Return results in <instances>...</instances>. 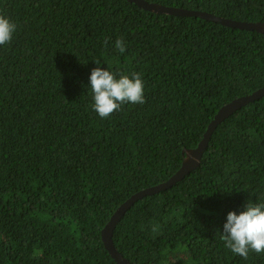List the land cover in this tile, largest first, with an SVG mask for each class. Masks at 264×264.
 <instances>
[{"label":"trees","instance_id":"obj_1","mask_svg":"<svg viewBox=\"0 0 264 264\" xmlns=\"http://www.w3.org/2000/svg\"><path fill=\"white\" fill-rule=\"evenodd\" d=\"M146 1L264 23V0ZM0 14L17 24L0 46V264H117L103 229L181 169L220 109L264 89V35L127 0H0ZM97 67L140 73L146 103L101 119ZM247 202L264 203V97L218 126L198 168L136 203L114 245L132 264H264L219 236Z\"/></svg>","mask_w":264,"mask_h":264},{"label":"clouds","instance_id":"obj_2","mask_svg":"<svg viewBox=\"0 0 264 264\" xmlns=\"http://www.w3.org/2000/svg\"><path fill=\"white\" fill-rule=\"evenodd\" d=\"M16 30L17 24L0 14V46L10 44ZM104 44L107 47V39ZM114 46L121 54L127 50L123 37ZM90 85L91 107L101 119H108L124 104L146 103L145 85L140 73L133 72L131 76L121 74L117 78L116 73L97 67L91 72ZM244 209L239 214L235 211L228 213L223 233L219 236L233 254L247 259L250 251L264 254V203L247 202ZM158 230V225L151 229L154 233Z\"/></svg>","mask_w":264,"mask_h":264},{"label":"water","instance_id":"obj_3","mask_svg":"<svg viewBox=\"0 0 264 264\" xmlns=\"http://www.w3.org/2000/svg\"><path fill=\"white\" fill-rule=\"evenodd\" d=\"M131 4H135L139 8L158 15H169L175 17H197L206 21L219 23L225 27L232 29H237L241 31L254 32L264 35V23H248L242 21H233L230 19L220 18L209 13L200 11H190L186 9H178L173 7H166L159 4L149 3L146 0H127ZM264 97V89L258 90L257 92L234 100L230 104L224 106L215 116L214 120L210 123L201 143L194 150H185V158L181 169L167 182L160 184L156 187H152L143 190L135 195H133L129 200H127L122 206H120L117 211L112 216L110 222L102 231V241L105 249L109 255L114 259L117 264H132L127 260L115 247L114 245V235L117 226L125 217L126 213L139 201L143 200L148 196H153L163 191L171 189L177 183L181 182L187 175H189L193 170L201 165V161L204 153L207 150L209 141L217 130L218 126L222 124L227 118L235 114L237 111L243 107L254 103Z\"/></svg>","mask_w":264,"mask_h":264}]
</instances>
